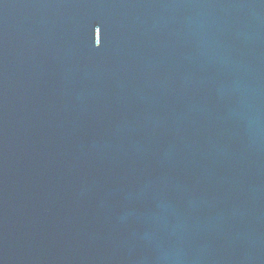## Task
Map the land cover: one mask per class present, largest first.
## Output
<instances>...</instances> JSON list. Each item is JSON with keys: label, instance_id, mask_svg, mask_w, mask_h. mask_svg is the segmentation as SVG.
Returning a JSON list of instances; mask_svg holds the SVG:
<instances>
[{"label": "water", "instance_id": "1", "mask_svg": "<svg viewBox=\"0 0 264 264\" xmlns=\"http://www.w3.org/2000/svg\"><path fill=\"white\" fill-rule=\"evenodd\" d=\"M0 264H264V0H0Z\"/></svg>", "mask_w": 264, "mask_h": 264}]
</instances>
